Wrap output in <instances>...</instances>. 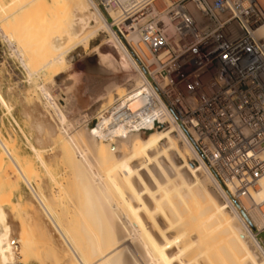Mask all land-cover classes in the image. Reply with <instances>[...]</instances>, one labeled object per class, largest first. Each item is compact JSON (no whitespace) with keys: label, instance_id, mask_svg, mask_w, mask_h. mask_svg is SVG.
I'll use <instances>...</instances> for the list:
<instances>
[{"label":"bare ground","instance_id":"1","mask_svg":"<svg viewBox=\"0 0 264 264\" xmlns=\"http://www.w3.org/2000/svg\"><path fill=\"white\" fill-rule=\"evenodd\" d=\"M164 2L156 1L155 9ZM100 6L110 15V23ZM125 10L126 0H0V40L28 81L37 82L32 93L25 90L24 100L42 99L55 115L56 120L46 123L48 128L45 120L41 125L49 129L47 144L51 142L52 155L65 163L79 205L72 220L78 229L73 238L70 228H61L55 218L51 201L56 197L49 192L54 199L47 198L44 183L42 191L34 189L30 166H23L11 144L0 138V167L4 154L44 214L39 218L30 212L32 224L21 221L18 202L8 210L3 207L12 190L5 197L1 194L5 199L0 200V264L41 260L43 248L55 247L53 231L64 244L50 248L54 264H264V243L246 222L248 217L259 228L264 223L263 208L257 205L264 199V176L248 196L238 199L244 211L239 212L171 118L165 117L167 129H152L145 137L141 133L153 128L151 121L150 128L145 123L144 130L132 132L112 126L115 114L110 108L122 101L121 108L131 92L141 89L144 78L120 36L141 59L147 55L145 46L134 43L129 33ZM101 35V41L91 46ZM78 49L85 51L80 61L86 79L95 81L91 106L100 107L94 133L69 131L70 111L56 102L58 94L66 101L70 98L75 75L69 57ZM5 98L0 90V103L9 112L12 107ZM37 116L33 121L39 139L43 129ZM30 149L49 174L45 148Z\"/></svg>","mask_w":264,"mask_h":264},{"label":"built area","instance_id":"2","mask_svg":"<svg viewBox=\"0 0 264 264\" xmlns=\"http://www.w3.org/2000/svg\"><path fill=\"white\" fill-rule=\"evenodd\" d=\"M156 1L126 0L147 55L128 42L144 78L112 105L111 124L132 132L151 121V131L171 118L231 196H248L264 176V0Z\"/></svg>","mask_w":264,"mask_h":264},{"label":"rangeland","instance_id":"3","mask_svg":"<svg viewBox=\"0 0 264 264\" xmlns=\"http://www.w3.org/2000/svg\"><path fill=\"white\" fill-rule=\"evenodd\" d=\"M100 9L102 10L103 14L106 16L107 21L110 23L112 21L110 15L107 13V11L103 10L101 8V6H100ZM113 27H114L113 28L114 32H116V34L118 36H120L118 26L114 25ZM102 36L103 35H101L100 37L95 39L91 43V46L98 44L101 41ZM120 39L126 45L129 53L134 58H136L140 68L142 69V67H141L142 65L139 62V60L137 59L136 55L134 54L133 49L129 46L128 41L124 37H121V36H120ZM5 47H6L5 44L3 42H1V40H0V82H1L0 83V90L3 93L4 97H6L5 98L6 101L9 102L8 104H10V106L12 108L8 112L5 109V107L0 103V138L2 140H4V142H6V144L9 143L8 146L11 144L10 148H11L13 154H15V156L17 155L18 159L20 160V162L23 166H28V165L30 166L28 169V170H30V173H31V176L29 179H30V183L34 187V189L37 192H39V189H40V191H42L43 189L45 191L48 190L45 192V194H46L47 198H50L51 200H53L54 198H51V196L49 197V195H51V194H49V192L53 193L52 196L56 197V199H55L56 202H54L55 200L51 201L52 202L51 208L53 207L52 210H53V213L55 215V218L57 219L58 224H60L59 226L60 227L62 226L61 228L68 230V227H69L71 230L73 227H76L75 226L76 221L72 222V220H74V219L76 220L75 213H77V212H75V210H77V207L79 205H77L78 203H77V200L75 199L74 187L71 184V180L69 178V173L67 171L66 165L63 162V160H61V158L55 157L54 155H52L53 154V153H51L52 150L49 149L50 148L49 146H51V142H48L49 143V145H48L47 144L48 140L46 138L47 130H49V129H45V127H47L46 123L48 121L51 122L52 120H56L55 115L52 112V110L49 109V107L47 108L46 105H44L45 101L42 99L39 100V98L33 97L29 101H27V99L24 100L25 96L27 95V92L32 93L34 84H36L37 82L32 78L31 79L35 83H33V82L31 83V81H32L31 79H30L31 81L30 80L28 81L26 71L21 67V64L17 60L13 59L10 54L8 55L9 51ZM84 53H85V51H82L81 49H78V50L71 53L72 55H70L69 60L72 62L71 69L73 71V74L75 75V79H74V84L70 87V98H69L70 100L67 99V101H66V100H64V99H66V96H64L63 94H58V96L56 98V102L59 106L64 107V108L66 107L67 110L70 111V112L66 113V119L68 120L67 123L69 126V131H74V130L80 131L81 130V132L85 131L87 133H94L96 130L95 124L97 123L96 112L100 109V107H99V105H97L96 108L91 106V99L93 97L92 92L95 89V87L92 86L91 84L94 83L93 85H95V81H91L89 79H86V74H85L83 66H82V61H80V57ZM25 73H26V76H25ZM24 78H27V80ZM118 79H119L118 80L119 83L121 84L122 81H120V77ZM130 84H131V82L128 83V85H129L127 87L128 90L132 87V85H130ZM91 86L94 88L92 89ZM9 95H11V96H9ZM17 97H18V99H17ZM25 115H28L29 118ZM30 115H32V116H30ZM36 115H38L37 117H39V119L41 120V121H39L40 125L45 124V127H43L41 125L43 130H42L41 134L39 135L40 136L39 139H37V136H36V132H35L36 131V127H35L36 123H34L35 119H33V117L36 118ZM43 117H44V119H43ZM44 120L46 122H43ZM41 122H43L44 124ZM150 126H151L150 122H148L145 125L146 128H150ZM166 126L168 127L167 123H165V125L158 130L167 129ZM76 127H78V128H76ZM43 132H44V134H43ZM148 132H150V131L147 130V131L142 132L141 137H145ZM44 138L46 139V141ZM36 140H37V142L39 141L38 144H37ZM40 141H42V142H40ZM41 143H42V145H41ZM31 145L35 146V147H37L39 145L40 147L45 148L43 155L45 156L44 157L45 159L48 158L46 160V162L48 164L49 174L45 173L44 169L40 166V164L35 159L33 152L30 149ZM0 152H1V150H0ZM49 152L51 153V155ZM49 156H50V158H49ZM51 158H53V159H51ZM3 159H4L3 164L0 167V197H2L3 199H0V200L5 199L4 198L5 193L8 189L12 190V193L9 196V198H10L9 201H11L10 203H12V204L8 203L9 202L8 201L7 204H5L3 206L4 209L8 210L11 207V205L13 206L14 204H17V202H18V204L15 206L17 208V214L20 215L21 217L19 216V217H17V219L20 218L19 220L27 221L26 223L32 224L33 223L32 218H34L35 215H37L39 218H43L44 214H43L41 207L35 202V200L32 196V193L30 192V190L27 187L24 186L23 181L21 180L19 175L16 173L15 169L12 167L8 158L4 154H3ZM48 160H50V161H48ZM54 161L56 163H54ZM189 161L191 163L194 162V160L192 158H189ZM7 165L11 166L12 168L8 169L9 167ZM14 171H15V173H14ZM63 171H64V173H63ZM209 171L211 172L212 176L216 179L218 184L226 191L228 198H229V201L232 204H234V206L236 208L238 207L237 209L239 212H241V211L244 212L240 202H238L237 199H235L234 197L231 196V194L227 191V189L215 177L213 171L211 169H209ZM51 175L54 177V180L50 179ZM43 183H44L45 187L47 186L46 188L44 186H43L44 188L41 187ZM55 186H57V187H55ZM60 193H61V196H60ZM1 194L4 195V197ZM57 195L60 197V200H58L59 198H57L58 197ZM50 199H49V201H50ZM59 201H61V202H59ZM53 202H54V204H53ZM20 212H25V213L29 212L30 216L28 214L20 213ZM30 212H32L33 215L34 214L35 215L33 216L32 213H30ZM21 214L24 216H22ZM246 218H247V221L246 220L245 221L249 225L252 234L255 236V238H257L259 240L260 243H264V232H258L256 229H254L253 225L251 224L250 219L248 217H246ZM72 223H74V224H72ZM75 229H77V227L73 228L71 231L68 230L70 236H73L72 234H74L75 236L77 235L76 233H78V229L77 230H75ZM70 232H73V233H70ZM52 233L54 234V231ZM53 234H52V236L55 237L53 239L55 240L54 242L56 243L53 246H55L56 248H59L60 245L64 246L63 242L55 234L54 235ZM75 236H73V238ZM51 247L47 246L46 248H43L42 250L40 249L41 253H42L41 260H38L37 258L33 257L29 261L25 262L24 264H54V257H53L54 253H53V250H50ZM55 247H52V248H55Z\"/></svg>","mask_w":264,"mask_h":264}]
</instances>
